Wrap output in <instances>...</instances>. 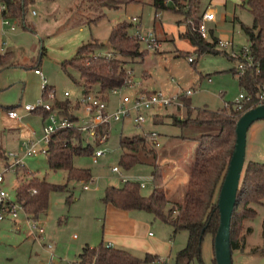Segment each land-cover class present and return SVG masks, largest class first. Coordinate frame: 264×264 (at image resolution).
Wrapping results in <instances>:
<instances>
[{"label":"rangeland","instance_id":"1","mask_svg":"<svg viewBox=\"0 0 264 264\" xmlns=\"http://www.w3.org/2000/svg\"><path fill=\"white\" fill-rule=\"evenodd\" d=\"M151 1L109 0L104 5L95 0H34L27 6L25 26L21 20L8 18L9 25L14 26L11 30L3 23L0 0V54L8 53L0 65V166L10 160L6 155L8 152L22 157L23 144L41 139L43 125L49 121L42 112H25L22 109L24 104L34 103L42 96L40 78L34 74V66L38 65L48 85L54 88L57 101L70 102L67 116L57 108L61 118L71 116L75 118V124L88 119L84 108L76 102L83 89L76 83L79 73L65 62L75 56L79 46L93 42L101 44L94 48L95 54L109 55L107 40L112 27L119 22L130 23L132 17H137L141 31L154 33L155 43L152 47L140 43L142 55L127 59L131 83L120 93H111L109 110L115 109L121 95H131L136 90L151 89L174 96L172 102L142 128H134L128 119L112 121L107 139L100 144L97 137L89 139L91 136L82 132L84 146L89 142L93 150H104L97 162H93L91 154L74 156V166L90 169L91 179L88 181L68 179L65 170L51 169L42 153L23 157L24 165L17 167L16 174L6 173L4 186L12 196L21 182H28L33 177L65 187L62 191L50 192L48 207L39 216L29 219L21 210L13 220L0 221V264H59L62 261L73 264L83 246H97L104 242L108 222L116 230L124 228L118 220L110 223L102 201L104 190L109 185L121 186V175H124L126 180L143 182L145 187L141 192L149 194L152 190V155H142V163L130 170L123 169L119 165L123 152L119 139L122 136L136 134L146 138L147 146L157 153L166 195L171 200H179L181 186L184 185L179 178L187 175L200 131L209 128L193 123L181 126V121L186 119L191 109L227 108L239 93L245 94L239 84V74L232 72L234 68L238 70L239 62L246 61L244 48L249 45L239 24L250 25L252 22L251 14L242 6L245 0H213L215 7H207L205 12L213 11L216 15L215 10L218 11L214 22H206L209 30L213 31L217 41L220 38L232 39L233 45L215 46L218 53L200 55L188 39L180 36L189 24V19L182 12L185 8H179L180 12L171 9L155 11ZM209 1L197 0V11L200 13ZM135 27L132 24L128 28L129 34L134 36ZM188 57H192L194 62L190 63ZM97 89L95 84L89 93L95 94ZM187 89L194 90L190 96L182 94ZM184 98L187 107L182 101ZM10 108H15L21 118L9 117L7 111ZM210 130L217 129L210 127ZM249 161L264 163V120L254 121L246 131L243 168ZM113 166H118L120 172H113ZM83 185L89 188L84 189ZM69 195L71 198L67 201ZM249 206L256 212L252 218L240 221L238 239L244 238L245 244L243 250H231L232 264H264V200ZM130 214L138 222L140 241L129 251L144 258L146 246H150L159 256L146 264H175V253L186 245L187 231L173 233L170 224L146 211ZM33 220L43 228L40 236L32 225ZM188 264H215L210 235H206L202 242L200 257Z\"/></svg>","mask_w":264,"mask_h":264},{"label":"trees","instance_id":"2","mask_svg":"<svg viewBox=\"0 0 264 264\" xmlns=\"http://www.w3.org/2000/svg\"><path fill=\"white\" fill-rule=\"evenodd\" d=\"M34 0H2L4 8L1 9L2 18L21 20L27 6ZM104 4L109 0H95ZM127 2L135 0H126ZM171 3V6L169 5ZM197 0H152L151 5L155 11L171 9L183 14L196 26L208 5L199 13L196 9ZM210 3V1H209ZM242 6L246 7L252 16L250 25L239 22L245 34L249 55L253 65L247 67L243 73L235 68L233 73L239 74V84L246 94L251 96L241 110L236 108L234 102H229L227 108L209 110L206 108L191 109L181 126L190 123L215 127V133H202L196 138V147L190 160L187 173L188 180L181 189V198L171 200L165 193L162 185V170L157 163V153L154 148L148 147L145 137L136 134L122 136L119 147L123 149L119 158V165L125 170H130L135 165L144 161L143 156L152 155L151 183L152 190L144 195L141 192L139 181L126 180L121 186L109 185L105 188L102 201L124 211L142 210L152 213L155 218L168 223L173 228V233L185 230L188 233L186 245L175 253V264H188L200 257L201 245L206 235L212 239V248L215 259V240L220 222V210L217 197L220 185L224 178L231 154L235 145V126L238 118L247 110L256 107L257 94L264 85V0H245ZM157 13V12H156ZM102 16L99 15L95 19ZM130 22H119L110 31L107 45L109 55H97L95 47L101 44H82L77 48L75 56L65 62L79 73L78 83L84 91H89L93 85L98 89L95 95L107 101L108 94L116 88L125 86L131 79L126 68L127 59H135L142 55L139 50L140 43L133 35L129 34ZM180 36L190 41L194 50L200 55L203 53H218L215 50L217 38L209 30V39L203 38L190 24ZM8 53L0 54V65L5 62ZM191 61L190 63H193ZM188 99V98H187ZM187 107L186 99H182ZM55 107L64 115L68 114L70 102L68 100L55 101ZM42 112L47 117L48 112ZM192 113H194L192 115ZM67 116V115H66ZM70 122L75 118L67 117ZM109 133L108 124H99L95 129V139ZM76 141V143L74 142ZM91 145H83L82 132L77 127L60 128L56 130L49 141L45 152L48 165L51 169H63L67 178L76 181H88L91 172L88 168L73 165L74 156L92 154ZM145 153V154H144ZM5 155V154H4ZM4 155L3 158H4ZM1 156V154H0ZM65 186L49 183L44 179L33 177L28 182H21L16 188V198L21 203L29 218L37 217L48 207L51 191H62ZM71 195L67 197L70 201ZM264 200V163L249 161L245 164L239 180L230 220L229 246L233 249L243 250L245 240L238 239L240 221L243 218H252L255 210L249 205L262 203ZM250 230V228H248ZM262 238L264 243V219L262 220ZM264 245V244H263ZM257 250V248H256ZM156 255L146 253L140 258L130 251L113 247L100 242L97 246L85 245L82 247L76 262L73 264H146L153 262Z\"/></svg>","mask_w":264,"mask_h":264},{"label":"built area","instance_id":"3","mask_svg":"<svg viewBox=\"0 0 264 264\" xmlns=\"http://www.w3.org/2000/svg\"><path fill=\"white\" fill-rule=\"evenodd\" d=\"M4 8V5H1V9ZM34 12V11H33ZM215 13L212 12H204L199 20V23L195 26L192 21H189L194 29L205 39H209V28L207 27L206 22L215 21ZM4 24L9 25V21L7 18H4ZM131 23L135 24V34L134 37L137 38L139 43H144L148 47L154 46L155 43V35L152 32H143L140 27L137 25L138 18L132 17ZM10 29H14L13 25H9ZM232 39H219L216 42V46L227 47L232 46ZM244 57L246 61H241L237 65V69L239 73H243L246 67L252 66L253 62L249 55L248 47L244 48ZM188 61H194L192 57H188ZM33 71L40 77V88L42 91V96L37 99L34 103H27L22 106V109L25 112H34L37 110L47 111L46 119L49 120L47 123L43 125L42 128V138L38 139L34 142L23 144L24 151L22 157L8 152L6 154L10 160L7 163H4L0 166V221L3 220H13L19 211L24 210L21 203L16 198V189L15 194L12 196L11 193L5 188V175L6 173H14L16 174L17 167H20L23 164V157L30 155H37L39 153L45 154L50 138L52 134L60 129L75 126L81 132L87 133L89 139L95 136V129L99 124H108L110 130V123L112 121H123L128 119L131 121V124L134 128H142L144 123L147 120L155 115L160 114L161 110L164 107L168 106L174 96H167L163 94L161 91L157 90H136L133 94H123L120 96L119 101L114 110H109L107 101H104L98 98L95 94H91L88 91H84V93L78 98L76 101L80 106L84 108L86 111L87 120H83L79 124H75L74 121L70 122L66 118H61L58 114L57 108L54 106V101H56V93L52 86L48 85L46 77L43 75L42 71L38 67H34ZM131 83V79L127 82L125 86L120 88L113 89L110 93H120L122 88H126ZM193 89H187L182 92L184 96H190L193 93ZM64 95L67 96L68 92L65 91ZM251 99L249 94L239 93L233 100L236 108L241 110L243 105ZM256 106L264 105V85L262 89L257 94ZM7 115L14 119H20L21 115L17 112L15 108H11L7 111ZM33 133V132H32ZM155 136L156 133L152 132ZM107 133L102 134L98 141L99 144L105 142L107 139ZM95 138V137H94ZM155 140V139H153ZM88 142V141H87ZM156 146H158V142H154ZM89 144V142H88ZM104 154V150L102 148H95L92 151L91 157L93 162H97L98 158ZM13 158V159H11ZM113 172H120L118 166H113L111 168ZM121 180L126 181V177L121 175ZM141 188L145 187L143 182H140ZM17 188V187H16ZM84 189H88V185H83ZM25 212V211H24ZM30 219V218H29ZM33 227L37 228L38 234H42L43 228L38 226L37 221L33 220ZM109 245V244H108ZM59 264H70L69 262H60Z\"/></svg>","mask_w":264,"mask_h":264},{"label":"water","instance_id":"4","mask_svg":"<svg viewBox=\"0 0 264 264\" xmlns=\"http://www.w3.org/2000/svg\"><path fill=\"white\" fill-rule=\"evenodd\" d=\"M257 120H264V105H259L245 111L236 122L234 150L231 154L217 197L220 210V222L215 240L216 264H232L229 246L230 220L244 165L246 131Z\"/></svg>","mask_w":264,"mask_h":264},{"label":"crops","instance_id":"5","mask_svg":"<svg viewBox=\"0 0 264 264\" xmlns=\"http://www.w3.org/2000/svg\"><path fill=\"white\" fill-rule=\"evenodd\" d=\"M208 6H212V7H215V3L213 2V0L210 1L209 5ZM216 16H217V13L218 11H216ZM8 19V18H7ZM140 21V20H139ZM13 30V29H11ZM34 67H38V65L34 66ZM33 67V68H34ZM39 68V67H38ZM34 72V71H33ZM35 74V73H34ZM37 75V74H36ZM38 76V75H37ZM40 78V77H39ZM148 88V87H147ZM150 89V88H149ZM151 90V89H150ZM90 91V89H89ZM88 91V92H89ZM84 93V89H82L81 91V94L79 95V97ZM78 97V98H79ZM110 97H111V93L108 94V100H107V104H108V107L110 108V104H111V100H110ZM11 109V108H10ZM156 116V115H155ZM155 116L149 118V119H153ZM148 119V120H149ZM147 120V121H148ZM153 123H161V122H153ZM215 133L217 132V130H214V131H211L210 130V127L207 129V128H203L200 133ZM174 170H176L175 172L178 173V169L177 167L175 166L174 167ZM187 172V171H186ZM178 175V174H177ZM176 175V176H177ZM184 176L183 177H180L179 178V175H178V178H179V182L182 181V183L185 185L187 183V180H188V173L187 175L183 174ZM132 180H136V181H139L138 179H132ZM93 181V180H91ZM150 181H151V175H150ZM182 185V184H181ZM180 185V186H181ZM181 186V189L184 187ZM144 188V187H143ZM169 198V197H168ZM105 207H106V212L107 214L109 215V219H110V223L114 220H118V222L124 224V228H120V230H116L115 226L113 227L112 224H109L108 222V227H106L105 229V235L103 237V241L105 244H109L110 246H113V247H119V248H124L126 250H131L132 247L134 246H138V242L140 241L139 238H138V235H137V230L139 228V225H138V222L135 221V219H133L130 215V213H132L133 211H142V210H131V211H124V210H120V209H117L115 208L114 206H112L111 204H105ZM122 227V225H121ZM149 234V233H148ZM141 243V242H140ZM91 247H94V246H91ZM147 248V253H151L153 255H156V256H159L158 253H156V251H152L151 250V247L150 246H146ZM149 250V251H148ZM159 260V257L157 258ZM62 261V260H61ZM52 263H55V262H52Z\"/></svg>","mask_w":264,"mask_h":264}]
</instances>
